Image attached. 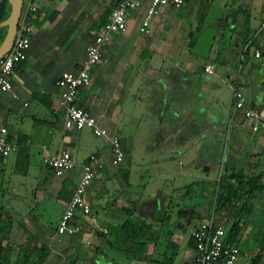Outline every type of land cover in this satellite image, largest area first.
Listing matches in <instances>:
<instances>
[{"label":"crops","instance_id":"1","mask_svg":"<svg viewBox=\"0 0 264 264\" xmlns=\"http://www.w3.org/2000/svg\"><path fill=\"white\" fill-rule=\"evenodd\" d=\"M118 1L28 0L34 6L25 17L31 28L28 46L8 75L9 89L0 90V125L15 144L8 154H0V258L4 262L28 264L34 257L28 248L44 245L46 253L38 264H127L134 253L145 256L147 251L144 247L126 253L114 246V233L124 217L123 205L134 200L133 214L146 222L154 221L157 210L164 209L168 199L173 200V194L187 182L174 181L175 177L190 173L188 168L179 169L170 163L176 160L181 164L177 153L189 157L194 179L188 182L197 180L200 190L205 182L211 184L208 195L198 194L205 205L195 212L202 216L220 163L214 172L202 173L201 167L210 165L203 164L207 160L219 162L224 139L227 145L222 166L237 168L249 160L255 161L258 169L264 167V132L249 131L241 112L232 108L228 87L229 81H235L250 107L257 108L261 102L264 28L260 30L258 23L264 16V0H240L236 8L233 3L223 6L214 22L206 57L190 46L198 40L197 30L210 26L202 17L204 0H184L177 8L170 4L162 6L149 18L146 32L139 30V26L149 0H139L137 6L126 9L124 30L113 32L100 49L88 84L79 87L75 96L77 106L86 109L100 127L118 137L122 161L112 165L107 141L93 135L89 128H63L58 108L60 90L54 79L62 71L77 72L86 44ZM224 2L223 5L228 1ZM246 7L251 8L247 14L251 20L241 14L243 26H238V12ZM252 20L257 24H251ZM246 46L244 54L242 49ZM255 50L259 52L257 56L253 54ZM236 61L238 66L234 69ZM205 63L213 65L209 74L202 71ZM204 119L210 121V137L204 135ZM139 135L152 138L145 139L150 143L148 152L161 151L159 163L147 174L148 179L144 178L142 187L138 186L136 173V178L131 176V169L140 166L137 158H144V153L137 151V144L142 141ZM236 139L245 147V154L238 155L241 162L230 161ZM257 144L258 151L254 150ZM59 148L71 153L74 164L55 175L44 159ZM91 153L99 165L85 190L90 212L77 216L79 230L56 233L58 217L79 177L81 163ZM122 172L128 182L124 189ZM141 172L137 174L140 176ZM166 175L170 178L166 179ZM249 202L250 210L245 216H238L243 227L242 242L237 245L250 256H240L235 261L242 259L240 264H248L259 253L253 264H264V253H260L264 247V188ZM54 203L58 208L54 225H50L52 218L51 214L46 215V209ZM220 223L218 220L217 224ZM95 224L106 231L94 228ZM190 228L183 256L176 258L171 251L173 257L168 260L169 254L161 251L158 260L150 259L144 264H180L191 260L194 251L186 243Z\"/></svg>","mask_w":264,"mask_h":264},{"label":"built area","instance_id":"2","mask_svg":"<svg viewBox=\"0 0 264 264\" xmlns=\"http://www.w3.org/2000/svg\"><path fill=\"white\" fill-rule=\"evenodd\" d=\"M184 0H149L145 13L141 19L139 30L146 32L148 20L155 15L162 6L170 4L177 8ZM139 0H119L116 6L110 11L107 20L94 33L92 39L86 44L84 58L79 65L77 72L72 74L62 71L55 79L54 84L59 88L58 108L62 113V125L65 129H79L87 127L95 136L103 137L109 147L110 163L117 165L123 159V152L120 149L119 139L114 134H109L103 127H100L96 119L84 108L77 106L75 96L77 89L88 84L90 70L100 57V49L110 40L113 32L122 31L126 26L125 11L129 7L137 6ZM34 6L26 0L21 4V10L17 19L15 32L9 49L0 57V90H7L10 87L8 75L13 65L24 57V51L28 46V36L31 31L30 25L25 17L28 10ZM259 28H264V16L259 22ZM257 55L258 51L255 50ZM204 73H211L213 65L205 63L202 66ZM232 92V104L234 109L242 112L250 132H264V109L247 105L245 97L236 85H230ZM15 148L14 142L6 135V128L0 125V154L6 155ZM45 164L55 175H61L65 170L70 169L74 160L71 153L59 148L50 156L44 159ZM99 165L95 154L91 153L81 163L79 177L66 201L55 226L56 233H72L80 229L76 222L77 216H86L90 212V205L86 197V187L95 175V166ZM105 232V228H100ZM193 240L194 255L191 260L184 264H233L240 256L247 255L236 244L224 239V229L220 224L213 225L211 211L196 222L189 230ZM260 253H264V247ZM0 264H12L4 262L0 258Z\"/></svg>","mask_w":264,"mask_h":264},{"label":"trees","instance_id":"3","mask_svg":"<svg viewBox=\"0 0 264 264\" xmlns=\"http://www.w3.org/2000/svg\"><path fill=\"white\" fill-rule=\"evenodd\" d=\"M7 12V0H0V20L6 16ZM259 29L261 30L263 28ZM247 46L242 49V51H244V54L247 51ZM262 54H264V50ZM262 80H264V78ZM261 89L263 91V95L261 102L258 104L257 108H264V88ZM231 116L232 114L230 112L229 118H231ZM221 131L224 132V128ZM258 132L259 131L252 133ZM226 143L227 141L225 139L223 142H221V156L219 158L220 171L217 174V177L213 180L207 210L204 216L198 214L195 211H193L192 214L197 218L196 222H198L199 220L203 219L208 212L211 211L213 217V225L217 224L218 220L221 222L220 224L224 229V239L236 245H241L243 221L239 222L238 216H245V214L251 208L249 199L254 197L258 193H262L264 188V180H262V177L264 175V167L258 169L255 166V161L249 160H246L244 162V166H238L237 168H226L225 166H222V153L225 150V146L227 145ZM121 177L123 179L121 187L124 189V187L128 185V182L126 180V173L122 172ZM193 183L196 182H189V184L182 187L184 188L187 186H191ZM129 202L130 203L128 206L123 205L124 217L114 233L113 240L114 246H116L117 249H120V251L126 253L141 251L149 240L155 241L158 236H162L163 238L170 237V230L172 227H174V225L168 223L167 221L169 220L172 211H174L177 216L184 213L182 207L179 206V201L168 199L167 206L165 208L163 207L164 209L162 210H157L156 215L153 219L157 224H155V226H153V228L151 229L149 222H146L145 220L133 214L134 200H129ZM196 222L193 223V225H195ZM152 232H154L155 234L153 235ZM169 242L170 241L168 240V243ZM186 243L188 246H191L193 248V240L189 234ZM30 247L28 248V250L30 251L29 253L33 251L34 257L33 260H28V264H38L43 255L46 253V247L44 245H40L38 247L32 246L31 248ZM258 256L259 253L254 254V256L250 258L248 264H253ZM171 257H173V254H169V256H167L168 260L172 259ZM184 263L185 262H181L180 264ZM68 264H72V262H68Z\"/></svg>","mask_w":264,"mask_h":264},{"label":"rangeland","instance_id":"4","mask_svg":"<svg viewBox=\"0 0 264 264\" xmlns=\"http://www.w3.org/2000/svg\"><path fill=\"white\" fill-rule=\"evenodd\" d=\"M205 1V5H204V12H203V19L204 21H207L208 23H210V26L205 27L204 30H197L199 35H198V40H196L191 46V49L194 51H198L200 53H202V55L204 57H206L208 55V46L210 43V38H213V34H214V25L217 20V18L219 17V15H221L223 6L227 7L230 6L232 3L236 8V4L239 3L240 0H227L228 2L226 4L223 5V3H225L222 0H204ZM222 1V2H221ZM238 1V2H237ZM258 1V0H256ZM202 10V9H201ZM224 10V9H223ZM240 12L239 13V21H236L238 23V26H243V23L241 22V14H243L245 17L249 18L247 16V14L251 13V8L248 9V7L246 8H240ZM247 18H245L247 20ZM251 20V18L248 19V21ZM245 21V20H243ZM260 22V21H259ZM253 25L257 24L256 20H252ZM251 26V25H250ZM259 26V23H258ZM4 32V28L0 27V38L2 36ZM250 37H252V34L249 35ZM197 37V36H196ZM256 37V36H255ZM212 40V39H211ZM254 54V52H253ZM259 54V52H258ZM257 54V55H258ZM254 54V56H257ZM236 66H238V62L236 61L234 64V69L236 68ZM243 67V66H242ZM241 67V68H242ZM207 74V73H206ZM235 81H229L228 82V87L230 88V84ZM237 85V84H236ZM223 86V85H222ZM238 86V85H237ZM239 87V86H238ZM260 87L264 88V80L261 79V85ZM221 88V87H220ZM240 88V87H239ZM226 89V88H225ZM228 90V89H227ZM241 90V88H240ZM224 91V89L222 90ZM228 93L230 92L229 90L227 91ZM226 92V93H227ZM225 96V95H224ZM151 118L153 119V122L155 121L154 119V115L153 113L150 111L149 112ZM210 121L207 119L203 120V130H204V135H208L206 137H210V132H207V130L210 129ZM142 129V128H141ZM146 126L143 127V130H145L146 132ZM206 132V133H205ZM92 136V135H91ZM140 139L142 141H140L137 144V151L139 150V152H143V159L142 158H137V162L140 163V166H135L136 168L133 170V168L131 169V176H133L135 173L137 175L138 178V182L140 187H142L143 185H145L144 183V178L148 179L147 174L152 171L154 169V167L159 163V156H160V152H156V149H153L151 152H148L147 147L149 146L150 143L147 142L149 136H143V135H139ZM147 139V140H145ZM149 139H152L151 137ZM142 142V143H141ZM259 144H257L254 147V150L258 151ZM244 145L241 141H238L236 139L235 142L232 143L231 149L234 151V154L231 156L230 161H237V162H241L240 159L238 158L239 154H245V149H244ZM237 153V154H236ZM223 155V153H222ZM173 156V154H170L171 158ZM158 157V158H157ZM178 158H180L181 164L178 165L176 163V160L171 161L170 163L174 166H178L179 169H187L189 170L190 173H188V175H180V177H175L174 181L176 183H178L179 181H184L185 179H187V182L185 183V185L189 184L188 181L193 180L194 177L191 174V170L192 167L189 165V157L187 156L186 153H177ZM175 157V158H176ZM205 160V159H204ZM202 163V161H200ZM210 164L209 166H207V168H202V173L204 172H214L215 168L217 170V165L219 164V162L217 163L215 160L211 161V160H207L206 162H203V164ZM204 167V165H202ZM68 170V169H67ZM136 170V172H135ZM142 171V172H141ZM137 172H141L142 175H138ZM203 175V174H202ZM167 176V175H166ZM170 178V176L166 177V179ZM189 179V180H188ZM196 183H193L191 186H187L184 187L182 190H180L179 192L173 194L174 198L173 201L178 200V198H182L179 200V206L182 207V209L184 210L183 214L180 215H176L174 211H172L169 220L167 221L170 224H173L174 227L171 228L170 230V237H166L163 238L162 236H158L157 239L155 241L149 240L146 244H145V249L147 251V254L144 256L134 253V255L131 257V260L127 262V264H144L145 262H148V260L150 259H156L158 260L161 256V253L164 251L165 254H169L171 251L173 254H176V258H179L180 255L183 256L184 254V242L186 240L187 237V231L188 229L191 227V224L194 220H196L197 218L192 214L193 211H196L197 208H199L200 206H204L205 203L204 201L201 200V198H199V192L202 195H208L210 193V187L211 184L210 182H205L203 184L202 190L199 189L200 184H198L197 180H194ZM149 182H147L148 184ZM147 186V185H146ZM149 187H151V184L148 185ZM147 186V188H148ZM149 189V188H148ZM46 201V200H45ZM52 204V203H51ZM127 206V204H126ZM58 205H56L55 203L53 204V206H51L50 208H47L46 210V215H50L51 214V222H49L50 225H54V221H55V215H56V211H57ZM45 214V213H44ZM155 224H157L155 221H150V228L152 229L153 226H155ZM94 228H97L98 230H100L99 227H97V224L94 225ZM153 235L155 234L154 232H152ZM168 238V239H167ZM168 240L170 241L168 243ZM167 244V245H166ZM92 254L91 256H93L94 254V250H95V245H92ZM162 251V252H161ZM95 253H97V251H95ZM96 256L98 254H95ZM237 260V259H236ZM242 259H239L238 261H234L233 264H240L239 262ZM149 264V263H147Z\"/></svg>","mask_w":264,"mask_h":264},{"label":"water","instance_id":"5","mask_svg":"<svg viewBox=\"0 0 264 264\" xmlns=\"http://www.w3.org/2000/svg\"><path fill=\"white\" fill-rule=\"evenodd\" d=\"M7 3L8 12L6 16L0 20V27L4 28V32L0 38V57L11 45L17 19L21 10L22 0H7Z\"/></svg>","mask_w":264,"mask_h":264}]
</instances>
